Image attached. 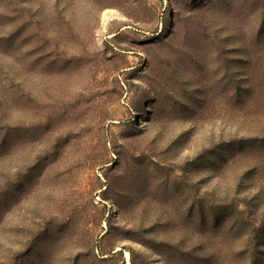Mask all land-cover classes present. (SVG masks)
<instances>
[{"label":"rangeland","instance_id":"obj_1","mask_svg":"<svg viewBox=\"0 0 264 264\" xmlns=\"http://www.w3.org/2000/svg\"><path fill=\"white\" fill-rule=\"evenodd\" d=\"M0 264H264V0H0Z\"/></svg>","mask_w":264,"mask_h":264}]
</instances>
